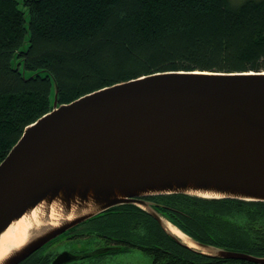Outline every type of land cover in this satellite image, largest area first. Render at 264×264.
Listing matches in <instances>:
<instances>
[{
    "label": "water",
    "instance_id": "water-1",
    "mask_svg": "<svg viewBox=\"0 0 264 264\" xmlns=\"http://www.w3.org/2000/svg\"><path fill=\"white\" fill-rule=\"evenodd\" d=\"M12 66L26 81L49 76L51 109L0 162V234L43 200L59 206L44 209L31 236L0 264H17L78 223L124 204L145 211L197 255L264 264V256L207 245L175 226L188 239L181 238L144 199L180 194L264 202V71L168 70L59 104L49 73L25 71L22 60ZM67 255L52 264L67 262Z\"/></svg>",
    "mask_w": 264,
    "mask_h": 264
},
{
    "label": "trees",
    "instance_id": "trees-1",
    "mask_svg": "<svg viewBox=\"0 0 264 264\" xmlns=\"http://www.w3.org/2000/svg\"><path fill=\"white\" fill-rule=\"evenodd\" d=\"M13 60H22L25 71L49 73L59 104L168 70L264 71V0H0V162L24 129L51 109L49 76L26 81ZM145 198L202 243L264 253V202L180 194ZM109 210L119 212L94 219L130 235L152 264L223 260L181 247L132 204Z\"/></svg>",
    "mask_w": 264,
    "mask_h": 264
},
{
    "label": "flooded vegetation",
    "instance_id": "flooded-vegetation-1",
    "mask_svg": "<svg viewBox=\"0 0 264 264\" xmlns=\"http://www.w3.org/2000/svg\"><path fill=\"white\" fill-rule=\"evenodd\" d=\"M145 199L148 200V198ZM118 212L117 210H109V212H105L104 214L109 215V213ZM141 213L144 212L142 211ZM94 218H89L86 221L78 223L70 231L56 236L17 264H52L59 254L64 253L66 255L69 254L67 256L70 257V260L61 264H128L120 258L125 256L132 248L142 251V245L136 241H132L130 235L127 236L115 229H105L104 225L100 223V218ZM104 220L107 221V219ZM217 245L230 249L222 242ZM144 252L146 253V251ZM237 252H244L252 256L258 255L255 252L251 253L244 250H238ZM218 263L252 264L244 260L235 259H223Z\"/></svg>",
    "mask_w": 264,
    "mask_h": 264
},
{
    "label": "bare ground",
    "instance_id": "bare-ground-1",
    "mask_svg": "<svg viewBox=\"0 0 264 264\" xmlns=\"http://www.w3.org/2000/svg\"><path fill=\"white\" fill-rule=\"evenodd\" d=\"M202 196L206 197L209 195L206 194ZM58 206L59 203L57 199H54L52 203H49L48 200H43V202L36 206L28 208L20 219L13 220L11 225L0 234V261L12 250L19 248L31 236V233L37 226L39 217L42 216L44 209L48 208L50 212H54L58 209ZM169 222L168 226L174 234L176 233L185 240L188 239L175 228V226H177L176 224L174 225L170 220ZM189 245L194 246L193 244Z\"/></svg>",
    "mask_w": 264,
    "mask_h": 264
},
{
    "label": "rangeland",
    "instance_id": "rangeland-1",
    "mask_svg": "<svg viewBox=\"0 0 264 264\" xmlns=\"http://www.w3.org/2000/svg\"><path fill=\"white\" fill-rule=\"evenodd\" d=\"M234 1L240 2L241 0H234ZM141 223H142V221H137L135 223V225L138 224V226H140ZM254 228L256 231L259 230V233H262L261 228H258V227H254ZM134 229H136L135 226H134ZM252 230H253V227H252ZM232 241H233V243L234 242L236 243V242H239L240 240H239V238H234V239H232ZM120 259L125 260L126 263H128V264H152L151 259L149 258V256L144 251H140V250L134 249V248H132V250H130L128 253H126L125 256H122Z\"/></svg>",
    "mask_w": 264,
    "mask_h": 264
}]
</instances>
